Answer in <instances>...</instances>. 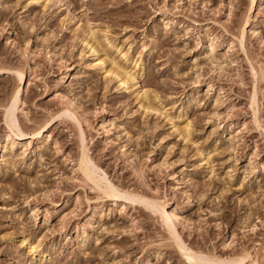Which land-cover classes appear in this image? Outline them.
<instances>
[{
	"label": "rangeland",
	"instance_id": "374dc122",
	"mask_svg": "<svg viewBox=\"0 0 264 264\" xmlns=\"http://www.w3.org/2000/svg\"><path fill=\"white\" fill-rule=\"evenodd\" d=\"M253 1L0 0V264H264Z\"/></svg>",
	"mask_w": 264,
	"mask_h": 264
},
{
	"label": "bare ground",
	"instance_id": "6f19581e",
	"mask_svg": "<svg viewBox=\"0 0 264 264\" xmlns=\"http://www.w3.org/2000/svg\"><path fill=\"white\" fill-rule=\"evenodd\" d=\"M35 2L37 1H41V0H34ZM46 1V0H45ZM253 3H254V1L252 0V4H251V7L253 6ZM240 32V31H239ZM244 34H245V27H243L242 28V30H241V39L244 37ZM240 35V34H239ZM94 43V42H93ZM93 43H90L89 44V47L93 50L94 49V44ZM213 49H214V46L213 45H211L210 46V51H213ZM140 75V74H139ZM18 79H19V83L20 84H22L23 86H24V84H25V79H24V77H23V72H19L18 73ZM130 79V78H129ZM127 82H129V80H127ZM128 84V83H127ZM129 85V87H133V85L131 84V83H129L128 84ZM20 93H21V91L18 89V91H16L15 93H14V95H13V100H16V99H18L19 97H20ZM254 94V93H253ZM253 97H254V95H253ZM43 129V128H42ZM41 129V130H42ZM38 134H39V132H37ZM82 157H83V159L86 161V162H88V160H87V158H86V156L85 155H82ZM87 166V165H86ZM85 171V170H84ZM85 174H88V173H85ZM90 174V173H89ZM93 176V177H92ZM101 176V175H100ZM100 176H98V178L95 180L94 179V175L93 174H91L90 176L89 175H87V177H88V179L91 181V182H93L95 185H97L99 188H100V190H102L103 191V193L105 194V195H109L110 193H112L113 192V189H112V187H111V185L109 184H107V185H105V184H103V181H101L103 178V176H101V180H100ZM96 177V176H95ZM104 177H105V175H104ZM104 180H105V178H104ZM89 182V181H88ZM116 191V190H115ZM131 193V192H130ZM133 194V193H132ZM130 194H128L127 192H120V191H117V192H113V194H112V197H114L115 199H120V198H122V199H128L129 200V196ZM131 196V195H130ZM145 197V196H144ZM141 198V197H140ZM137 199V198H136ZM144 201H149L148 200V198H143V202ZM155 204H156V206H157V209H158V211L160 212V218H161V220L166 224L165 226H167V230L168 231H170V233L171 234H175L176 233V231L174 230V228H173V225H171V224H168L166 221H165V218H164V206H163V208H162V206L158 203V202H154ZM154 206V205H153ZM174 213V212H173ZM158 214V213H157ZM166 216V215H165ZM159 217V216H158ZM167 220V219H166ZM176 221V220H175ZM171 223V222H170ZM177 234V233H176ZM178 238V237H177ZM181 243V241H179V244ZM182 246V245H181ZM32 247V246H31ZM32 248H34V246L32 247ZM182 248V247H181ZM186 249V248H185ZM188 249V248H187ZM186 251V250H185ZM196 252V251H195ZM189 253H191V250H190V252ZM191 255H192V253H191ZM191 255H188V253H186L185 254V257H187L189 260H195V261H199L200 262V264H205V263H203V262H205V261H203L202 262V259L204 258V256L202 257V256H198V255H194V253H193V255L191 256ZM201 257H202V259H201ZM211 258V257H210ZM245 258L246 257H244V256H235V257H233V259L231 260V262L233 263V264H239V263H241L243 260H245ZM205 259V258H204ZM221 261V260H220ZM208 262V261H207ZM228 262L229 263H231L230 262V260H228ZM226 263V262H225ZM228 263V264H229Z\"/></svg>",
	"mask_w": 264,
	"mask_h": 264
}]
</instances>
